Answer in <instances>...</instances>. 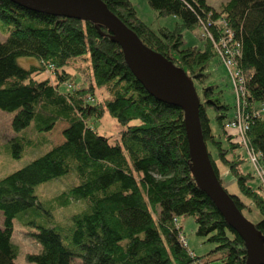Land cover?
Masks as SVG:
<instances>
[{
    "label": "trees",
    "instance_id": "16d2710c",
    "mask_svg": "<svg viewBox=\"0 0 264 264\" xmlns=\"http://www.w3.org/2000/svg\"><path fill=\"white\" fill-rule=\"evenodd\" d=\"M101 1L143 44L201 83L216 57L215 45L229 30L227 44L238 45L237 68L245 75L248 145L258 164H264V113L256 114L264 106V0H228L219 9L206 0H145L159 18L178 19L173 30L148 27L130 0ZM0 22L8 33L0 42V111L14 113L12 132L32 123L35 132L45 134L57 123L66 124L61 144L0 179V264H15V218L36 229L30 237L40 252L26 256L34 264H245L244 243L192 177L183 112L145 91L105 28L29 11L8 0H0ZM201 28L209 42L202 49L185 47L184 32ZM21 58H34L37 64L23 68ZM82 59L88 61V72L84 84L74 87L75 76L67 69ZM103 89L108 98H101ZM199 100L203 139L216 154L215 160L207 150L215 175L221 183L222 165L234 178L241 194L230 195L235 206L247 214L255 207L260 217L251 223L264 236L261 182L253 170H240L243 158L236 150L245 147L236 141L235 131L224 128L236 112L228 115L230 107L214 86L204 87ZM208 111L218 136L211 131ZM105 113L123 127L114 144L92 128ZM32 144L33 139L15 136L6 146L18 159ZM69 176L73 183L67 190L45 205L38 200L37 186ZM255 179L259 184L253 187ZM72 202L83 209L73 213L69 225L52 220L54 205L65 208ZM182 217H191L194 233L214 245L209 252L214 259L188 249L178 224Z\"/></svg>",
    "mask_w": 264,
    "mask_h": 264
},
{
    "label": "rangeland",
    "instance_id": "374dc122",
    "mask_svg": "<svg viewBox=\"0 0 264 264\" xmlns=\"http://www.w3.org/2000/svg\"><path fill=\"white\" fill-rule=\"evenodd\" d=\"M227 1L228 0H206L207 4L214 9H219L223 4L227 3ZM130 2L132 3L138 18L153 30H158L160 28H167L169 30H173L179 24L178 19L174 17L159 18L157 16V13L147 5L145 0H130ZM6 28L7 27L0 22V42L5 41L7 37L8 33ZM183 37L185 47H196L202 49L205 42H209V40H207L208 33L203 28H201L200 30L185 31ZM83 57H88V54L83 55ZM18 64L23 68H28L30 65H36L37 61L34 58H21L18 60ZM87 65V60H76L75 66L72 69H67L68 72L73 73V75L75 76L73 77V81L70 82L71 85L74 84L73 86L75 87L79 86L81 82H83L84 84V78H86V74L88 72L86 71ZM229 70H231L233 73V69H228L222 62L219 53L216 52V57L211 60L207 69L204 72V74L206 75V79L202 83L195 80L193 81V79L192 81L198 97H201V92L204 87H216V91L220 93L221 101L230 107L228 115H233L235 111L237 112V119L242 120L244 117L246 118L245 106L247 104L245 101H242L240 97L236 101L235 89L232 85L233 83L230 77ZM242 74L245 78L244 73ZM42 77V75H39L38 79H41ZM75 78L76 80L74 81ZM65 87L66 86L62 85L60 86V89L65 90ZM100 96L101 98L109 97L108 92L104 89L103 92H101ZM260 110L262 111V108H260L259 111ZM208 113L211 117V131L214 135L218 136L220 132L213 120V114L211 111H208ZM13 114L14 113L0 111V179L23 168L24 166L32 162L34 159L43 155L53 146L61 144L63 142V137L61 133L62 130L66 127L65 123H57L50 132L45 134H38L34 131L33 124L31 123V125L27 129L16 134L12 132L10 126ZM92 128L99 135L107 137L109 142L112 144H114L119 139L121 131L123 130V127L119 125L116 120L112 118L108 113H105L102 118L94 120L92 122ZM15 136L33 139V144L29 147L25 146L21 153V156L18 159H14L11 157L6 146L7 141H9ZM37 138L42 141L39 145ZM245 138L246 140H249L247 135ZM221 143L223 148H227L228 145L223 138L221 139ZM206 149L212 154L213 158L216 160V154L213 148L211 146H206ZM236 151L241 155V158H243V162L240 164V170L243 173H252L253 170L257 179L260 181L256 172H263L264 164L255 165L257 170L255 172V167L254 165H252V163H250L249 155L246 149L239 148ZM230 156L234 157V155L232 154ZM218 169L220 173L221 185L223 189L227 192V194L241 197V194L238 190L234 178L227 172L225 167L220 165ZM257 179L251 182V185L253 187L258 186L259 183ZM72 180V176H69L66 179L65 177H60L58 179L51 180L47 183L37 186L35 188V194L38 200L45 205L46 199L52 200L53 198L57 197L63 190H67L72 185ZM261 185L262 187L259 193L264 198V184ZM82 209L83 205L81 203L75 202H72L70 206H67L65 208H59L54 205L53 210L51 212L52 220L63 226L69 225L73 213ZM242 214L250 222H255L260 217L258 211L255 209L254 206H252V211L250 214H247L245 211H243ZM2 221L3 216L0 213V227H2ZM178 224L181 227V232L185 238V242L188 249L195 256L200 257L208 254V256L206 257L208 260H212L215 258L214 254L209 253L214 249V245L206 242L205 238L198 237L194 233L195 225L191 217H182L178 219ZM33 232H36V229L24 226L18 220V218H15L13 220L12 242L17 247L18 251L14 261L15 264H34L26 260L27 254H35L40 252V246L35 243L30 237V234H32ZM209 264H215V262H210Z\"/></svg>",
    "mask_w": 264,
    "mask_h": 264
},
{
    "label": "water",
    "instance_id": "95a60500",
    "mask_svg": "<svg viewBox=\"0 0 264 264\" xmlns=\"http://www.w3.org/2000/svg\"><path fill=\"white\" fill-rule=\"evenodd\" d=\"M29 11L87 21L105 28L135 79L156 101L179 108L188 143L190 171L198 189L244 243L245 264H264V236L237 209L211 166L199 122L200 100L192 79L147 47L101 0H8Z\"/></svg>",
    "mask_w": 264,
    "mask_h": 264
},
{
    "label": "built area",
    "instance_id": "2783aa9c",
    "mask_svg": "<svg viewBox=\"0 0 264 264\" xmlns=\"http://www.w3.org/2000/svg\"><path fill=\"white\" fill-rule=\"evenodd\" d=\"M225 35L222 37V40L220 41V46H216L215 48L217 52L219 53V56L224 63V65L228 69H233V73L231 70H229L230 77L232 80V85L235 89V99L236 101L240 97L242 101H245V94H246V85H245V78L240 71V69L237 68V59L240 56V51L238 49V45H236L234 48H231L228 46L227 42L231 39V33L229 30L224 31ZM209 38L212 40V37L209 36ZM238 69V70H237ZM246 107V106H245ZM264 112V106L262 107V111H256V114H262ZM225 128L227 130H233L236 133V140L240 142L243 147H245L248 155H249V161L252 163V165H258L257 160V153H255L248 145V140H246V133L248 131V125L245 119L242 120L237 119V112H236V119L228 124H226ZM246 134V135H244ZM255 167V172H256ZM257 176L260 179L261 184H264V170L261 173L256 172Z\"/></svg>",
    "mask_w": 264,
    "mask_h": 264
}]
</instances>
